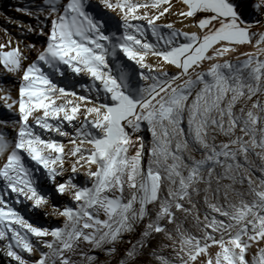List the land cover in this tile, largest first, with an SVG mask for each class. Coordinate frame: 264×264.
<instances>
[{"label":"snow or ice","instance_id":"obj_1","mask_svg":"<svg viewBox=\"0 0 264 264\" xmlns=\"http://www.w3.org/2000/svg\"><path fill=\"white\" fill-rule=\"evenodd\" d=\"M16 11L34 23L0 39V264H264V0Z\"/></svg>","mask_w":264,"mask_h":264},{"label":"rangeland","instance_id":"obj_2","mask_svg":"<svg viewBox=\"0 0 264 264\" xmlns=\"http://www.w3.org/2000/svg\"><path fill=\"white\" fill-rule=\"evenodd\" d=\"M30 3H39V0H0V39H5L4 30L16 37L20 35L16 22L22 21L25 24L34 23L31 18L16 11L17 7L28 6ZM176 17L170 16L163 22H173ZM181 23L177 22L176 27Z\"/></svg>","mask_w":264,"mask_h":264},{"label":"bare ground","instance_id":"obj_3","mask_svg":"<svg viewBox=\"0 0 264 264\" xmlns=\"http://www.w3.org/2000/svg\"><path fill=\"white\" fill-rule=\"evenodd\" d=\"M185 23H187V22H185ZM178 27L181 28V27H183V25L180 24ZM184 30L189 31V32L198 31V29L195 27H188V28H185ZM173 71H174V69H173ZM81 179H83V177H81ZM26 218H29L30 220H35L37 223L42 224L44 226H62L63 225V218H57V217H53V216L44 217L42 215L36 216V215L32 214L30 216H26ZM128 238L131 239V237H128Z\"/></svg>","mask_w":264,"mask_h":264}]
</instances>
